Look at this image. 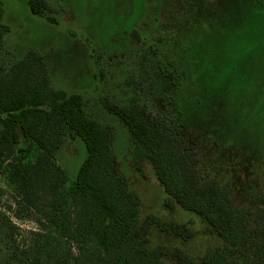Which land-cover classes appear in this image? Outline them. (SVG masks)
<instances>
[{
  "label": "rangeland",
  "instance_id": "obj_1",
  "mask_svg": "<svg viewBox=\"0 0 264 264\" xmlns=\"http://www.w3.org/2000/svg\"><path fill=\"white\" fill-rule=\"evenodd\" d=\"M46 1L53 21L32 14L28 0H0V23L7 28L0 64L39 53L50 86L80 94L86 112L109 128L115 171L138 200L137 225L156 219L141 247L159 249V264H178L181 255L204 264L224 241L166 194L105 100L178 115L195 137L203 180L227 187L235 208L244 209L251 223L264 224V0ZM13 150L0 155V210L17 230L0 242V264H28L19 250L30 248V232H41L40 215L23 209L17 218L7 209L19 207L5 170L15 158L34 160L38 150L22 136ZM85 155L84 143L67 134L55 158L69 183ZM175 227L190 229L191 237L181 238ZM44 230L50 239L39 264H87L93 244L81 250L53 227Z\"/></svg>",
  "mask_w": 264,
  "mask_h": 264
},
{
  "label": "trees",
  "instance_id": "obj_2",
  "mask_svg": "<svg viewBox=\"0 0 264 264\" xmlns=\"http://www.w3.org/2000/svg\"><path fill=\"white\" fill-rule=\"evenodd\" d=\"M28 5L32 14L53 21L46 15L51 11L46 0H28ZM6 30L0 23V49ZM103 105L126 125L166 194L205 219L212 233L224 241L223 250L207 257L204 264H264V224L251 223L244 209H236L227 187L203 180L195 137L187 133L178 115L153 112L135 101L120 106L105 100ZM67 134L78 137L86 149L71 183L55 158ZM19 136L38 150L34 160L15 158L5 170L19 207L16 212L10 205L7 209L17 218L23 209L40 215L36 221L41 232H30L34 239L30 248L19 250L28 264H39L50 239L44 230L48 227L75 240L81 250L93 244L87 264H159V249L148 252L141 247L156 219L148 217L137 225L138 200L115 171L109 128L86 112L80 94L50 86L44 60L35 51H27L8 67L0 64V155H12ZM16 230L0 210V242L12 238ZM173 232L183 239L192 234L181 227ZM43 237L47 241L41 242ZM229 254L243 261H229ZM178 264L196 263L181 255Z\"/></svg>",
  "mask_w": 264,
  "mask_h": 264
}]
</instances>
